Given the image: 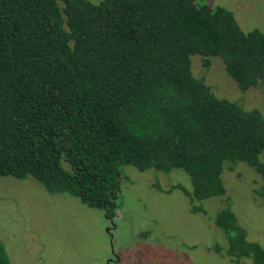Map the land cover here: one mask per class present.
Segmentation results:
<instances>
[{
  "label": "trees",
  "instance_id": "1",
  "mask_svg": "<svg viewBox=\"0 0 264 264\" xmlns=\"http://www.w3.org/2000/svg\"><path fill=\"white\" fill-rule=\"evenodd\" d=\"M222 60L241 91H264V34L197 0H0V176L116 217L127 166L185 172L196 202L226 194V164L264 180V116L218 98L192 57ZM264 200V186L260 192ZM234 261L264 264L223 208ZM220 250V249H219ZM0 264H13L0 240Z\"/></svg>",
  "mask_w": 264,
  "mask_h": 264
},
{
  "label": "rangeland",
  "instance_id": "2",
  "mask_svg": "<svg viewBox=\"0 0 264 264\" xmlns=\"http://www.w3.org/2000/svg\"><path fill=\"white\" fill-rule=\"evenodd\" d=\"M197 2L223 7L243 30L264 34V0ZM192 68L218 98L264 116L263 89L241 91L221 59L205 67L203 58L194 56ZM222 179L226 194L196 202L204 212H195L178 189L192 190L185 172H141L127 166L121 182L123 205L109 219L76 198L48 193L33 178L0 176V240L13 264H252L234 261L221 250L227 241L215 216L229 207L249 239L264 247V180L244 163L226 164Z\"/></svg>",
  "mask_w": 264,
  "mask_h": 264
},
{
  "label": "flooded vegetation",
  "instance_id": "3",
  "mask_svg": "<svg viewBox=\"0 0 264 264\" xmlns=\"http://www.w3.org/2000/svg\"><path fill=\"white\" fill-rule=\"evenodd\" d=\"M112 263V262H111Z\"/></svg>",
  "mask_w": 264,
  "mask_h": 264
}]
</instances>
